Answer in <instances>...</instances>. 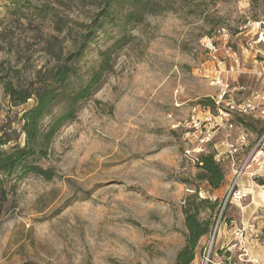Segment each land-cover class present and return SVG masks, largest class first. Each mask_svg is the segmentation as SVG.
Listing matches in <instances>:
<instances>
[{"label": "rangeland", "instance_id": "obj_1", "mask_svg": "<svg viewBox=\"0 0 264 264\" xmlns=\"http://www.w3.org/2000/svg\"><path fill=\"white\" fill-rule=\"evenodd\" d=\"M142 1L85 43L103 0H0L4 149L25 146L21 116L60 67L74 87L101 76L38 157L51 179L0 175V264H174L194 194L221 206L192 264H264V0ZM207 154L218 189L198 179Z\"/></svg>", "mask_w": 264, "mask_h": 264}, {"label": "trees", "instance_id": "obj_2", "mask_svg": "<svg viewBox=\"0 0 264 264\" xmlns=\"http://www.w3.org/2000/svg\"><path fill=\"white\" fill-rule=\"evenodd\" d=\"M147 1L142 0H103L104 9L93 23L87 27L83 36L85 43L94 39L97 33H100L105 23H112L118 19L125 21L123 25H129L136 21V15L139 16L142 10L146 8ZM124 37L114 41L105 50L99 52V68L109 65L110 54L122 43ZM90 39V40H89ZM84 46L78 50L76 58L81 55ZM76 76V71L68 67H60L57 70L56 77L50 83V86L42 87L35 91L32 96L35 97V105L22 114L21 132L24 137V147L12 146L4 149L8 140L0 138V175L5 177L15 176L18 172L32 173L34 175L51 179L49 171L39 167L36 163L38 157L45 155V149L55 138L61 126L73 119L74 106L77 102L87 99L93 92L94 85L101 76L98 73H92L87 84H77L72 86V78ZM53 85L55 88H53ZM11 100L16 103H25L30 94L21 93L9 87L10 84H4ZM55 111V113L53 112ZM52 113L53 116H50ZM49 116L48 121L45 118ZM196 167L200 170L198 179L207 182L212 189H218L224 181V174L215 162L212 155H201L197 158ZM264 184V182H263ZM221 202L215 200L211 202L208 199H199L197 194L189 196L184 206L182 214L184 218V227L186 229L185 242L183 247L177 252L174 264H192L195 259V249L198 242L209 236L213 230L214 222L207 218H202V211H213L220 207ZM224 216V211L222 216Z\"/></svg>", "mask_w": 264, "mask_h": 264}, {"label": "water", "instance_id": "obj_3", "mask_svg": "<svg viewBox=\"0 0 264 264\" xmlns=\"http://www.w3.org/2000/svg\"><path fill=\"white\" fill-rule=\"evenodd\" d=\"M226 204V200H225V202H224V204H223V206ZM222 212H223V208L221 209V214H222Z\"/></svg>", "mask_w": 264, "mask_h": 264}]
</instances>
